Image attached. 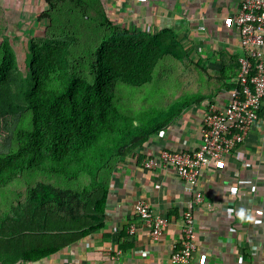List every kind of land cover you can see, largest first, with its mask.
I'll use <instances>...</instances> for the list:
<instances>
[{
  "label": "trees",
  "instance_id": "trees-1",
  "mask_svg": "<svg viewBox=\"0 0 264 264\" xmlns=\"http://www.w3.org/2000/svg\"><path fill=\"white\" fill-rule=\"evenodd\" d=\"M42 2L52 37L30 43L27 75L13 89V52L5 43L0 48V125L7 116H30V127L16 130L13 150L0 154V188L38 170L64 184L39 179L0 215V264L44 258L102 228L113 173L197 101L177 92L153 101L139 93L138 103L121 97L186 62L172 30L123 27L102 0Z\"/></svg>",
  "mask_w": 264,
  "mask_h": 264
},
{
  "label": "crops",
  "instance_id": "crops-1",
  "mask_svg": "<svg viewBox=\"0 0 264 264\" xmlns=\"http://www.w3.org/2000/svg\"><path fill=\"white\" fill-rule=\"evenodd\" d=\"M107 15L123 27L148 32L170 29L188 56L179 65L178 94L192 100L163 130L128 157L111 178L102 228L59 252L13 264H172L180 247L182 213L195 212V251L188 264H264V118L244 141L199 173L203 201L194 205L185 183L172 168L146 170L143 159L161 150L194 151L200 144V119L209 103L223 107L234 86L242 52L230 18L239 0H102ZM15 2L8 0L7 6ZM203 25L204 30H198ZM176 67V68H177ZM200 71L205 76H200ZM145 201L167 218L158 241L134 215ZM136 225L133 233L130 224Z\"/></svg>",
  "mask_w": 264,
  "mask_h": 264
},
{
  "label": "built area",
  "instance_id": "built-area-1",
  "mask_svg": "<svg viewBox=\"0 0 264 264\" xmlns=\"http://www.w3.org/2000/svg\"><path fill=\"white\" fill-rule=\"evenodd\" d=\"M230 23L242 52L237 57L239 70L235 85L229 89L223 107L209 103L200 119V144L194 151L161 150L142 160L146 170L172 168L185 183L184 190L194 205L204 198L199 188L202 166L218 161L242 143L256 121L264 118V0H239ZM136 28V27H135ZM198 30H204L203 25ZM134 215L148 227L151 238L158 241L167 218L154 213L142 199L133 203ZM195 212L182 213L180 247L170 254L172 264H188L195 251ZM136 230L130 224L128 232Z\"/></svg>",
  "mask_w": 264,
  "mask_h": 264
},
{
  "label": "rangeland",
  "instance_id": "rangeland-1",
  "mask_svg": "<svg viewBox=\"0 0 264 264\" xmlns=\"http://www.w3.org/2000/svg\"><path fill=\"white\" fill-rule=\"evenodd\" d=\"M15 1L17 5L13 3L8 7V0H0V48L5 43L13 52V68L8 76L10 89H13L27 75L30 43L40 45L44 40L48 41L52 37V32L48 31V19L44 15L47 6L42 0H11V2ZM63 22L65 23L62 19L59 23ZM79 26L82 30L87 27L85 25ZM64 40L65 43L68 42L67 39ZM68 44L73 45L70 41ZM182 50H184V47H182ZM1 52L0 50V57ZM172 65H176V62H172ZM179 69L176 68V72L173 73L166 68L161 79L154 81V85L148 84L142 88L130 86L131 92L129 93V89L127 92L121 91V97L126 102L134 100L136 103L139 102L137 98L139 93L143 97L150 96V101L156 100L157 97L161 99L162 94L168 98L172 97L176 95V88L181 87V82L178 83L177 78V74H182ZM201 77L204 79L205 76L200 71L199 78ZM1 108L2 106H0V110ZM29 117V113L26 112L19 118L12 119L10 116L5 118L7 125L5 123L0 125V154H6L13 150L16 130L29 128ZM39 179L58 185L64 184L62 177L54 176L44 170L24 173L0 188V215L8 212L10 207L17 203V200L23 202L27 187Z\"/></svg>",
  "mask_w": 264,
  "mask_h": 264
}]
</instances>
